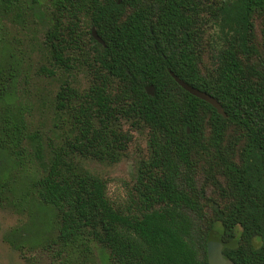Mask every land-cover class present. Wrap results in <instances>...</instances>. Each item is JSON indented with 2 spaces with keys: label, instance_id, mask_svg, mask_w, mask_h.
I'll list each match as a JSON object with an SVG mask.
<instances>
[{
  "label": "trees",
  "instance_id": "16d2710c",
  "mask_svg": "<svg viewBox=\"0 0 264 264\" xmlns=\"http://www.w3.org/2000/svg\"><path fill=\"white\" fill-rule=\"evenodd\" d=\"M41 2L0 0V209L15 171L36 159L43 174L31 181V200L52 217V264H100L97 251L104 264H210L216 234L236 243L223 250L234 264H264V49L256 34L259 27L264 37V0H49V14H38ZM208 20L217 46L202 72ZM37 21L47 24L51 65L40 71L90 77L84 91L62 81L54 107L65 135L48 152L22 103L26 61L14 48L4 54L9 27ZM142 131L148 155L130 205L117 207L78 159L118 163Z\"/></svg>",
  "mask_w": 264,
  "mask_h": 264
},
{
  "label": "rangeland",
  "instance_id": "374dc122",
  "mask_svg": "<svg viewBox=\"0 0 264 264\" xmlns=\"http://www.w3.org/2000/svg\"><path fill=\"white\" fill-rule=\"evenodd\" d=\"M48 1L42 0L35 12L49 14ZM9 29L6 35L8 47L4 50V54H9L14 48L16 54L26 61L29 84L22 85L25 89V91L22 89L24 95L22 103L30 112L27 113L29 116L27 118L31 122V129L39 131L42 144L48 152L50 147L59 145L65 135L60 129L65 128V125L61 123L54 107L55 95L62 81L73 82V86L84 91L90 77L81 69L71 70L69 75L58 70L54 77L40 71L41 66L51 68L43 45L47 29L45 22H26L18 28L9 27ZM203 31L205 34L201 47L204 53L201 69L205 72L213 67V54L217 44L216 28L211 21H206ZM256 34L259 47L263 50L261 44L264 42V37L259 27ZM133 136L127 154L118 163L103 164L89 159H78L81 168L106 182L109 199L121 208L130 205L129 198L134 193L139 162L148 155L146 132H133ZM46 160H48L47 156ZM28 161L22 170L15 171V176L12 177L14 192L10 194V202L0 209V264H52L51 254L45 247L47 246L45 242L51 238L48 219L52 217H45L43 213H39V210L33 207L31 200L33 196L31 181L37 176H42L43 168L36 159L30 162L28 158ZM35 237L38 238L37 244L27 241ZM102 257V252L97 251L96 260L100 264H104Z\"/></svg>",
  "mask_w": 264,
  "mask_h": 264
},
{
  "label": "water",
  "instance_id": "95a60500",
  "mask_svg": "<svg viewBox=\"0 0 264 264\" xmlns=\"http://www.w3.org/2000/svg\"><path fill=\"white\" fill-rule=\"evenodd\" d=\"M123 0H118V4H121ZM92 35L93 38L99 42L100 44L104 45V41L98 36L96 33V30L93 28L92 29ZM170 75L172 78L177 82L179 86H181L185 91L190 93L191 95L205 101L206 103L210 104L213 108L216 109L217 113L224 118H227V114L223 108V106L220 104V102L215 99L213 96L210 94L203 92L194 86H191L190 84L186 83L184 80L180 79L178 76H176L172 71L169 70ZM154 87L153 86H148L146 87V92L149 95H154ZM188 133H190V130H188ZM236 243H224L221 241L219 238V235L216 234L214 236L213 240L210 243V264H234L232 261H230L228 258H226L223 255V250L225 247H235Z\"/></svg>",
  "mask_w": 264,
  "mask_h": 264
}]
</instances>
